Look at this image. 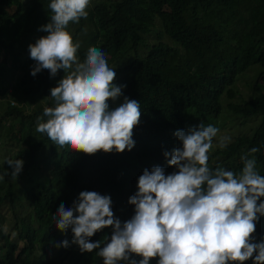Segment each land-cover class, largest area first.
<instances>
[{"label": "trees", "instance_id": "16d2710c", "mask_svg": "<svg viewBox=\"0 0 264 264\" xmlns=\"http://www.w3.org/2000/svg\"><path fill=\"white\" fill-rule=\"evenodd\" d=\"M50 2L0 0V215L11 227H0V264H103L98 249L81 252L71 229H57L52 216L61 203L70 208L80 192L95 191L110 196L121 223L129 220L135 206L128 201L143 171H177L164 155L180 147L177 130L229 121L232 135L223 140L226 147L213 142L210 168L238 173L241 156L256 147L264 176V0H90L87 17L66 29L80 44L77 56L83 62L89 47L102 50L116 72L113 83L126 85L109 107L125 96L141 107L131 150L92 155L61 148L36 131L37 117L54 106L50 89L65 75L63 69L31 75L28 46L46 35L39 29L50 21ZM6 159L23 161L17 178ZM111 234L106 227L89 240L103 247ZM253 238L264 240V215Z\"/></svg>", "mask_w": 264, "mask_h": 264}, {"label": "clouds", "instance_id": "9594fccd", "mask_svg": "<svg viewBox=\"0 0 264 264\" xmlns=\"http://www.w3.org/2000/svg\"><path fill=\"white\" fill-rule=\"evenodd\" d=\"M90 0H51L50 21L39 29L46 35L30 44L35 61L31 75L47 69L64 77L50 89L54 106L37 117L36 131L61 148L87 155L98 151L123 152L134 146L133 129L139 124V101L122 96L126 85L113 83L116 72L105 53L89 47L81 62L80 44L66 30L70 22L86 18ZM219 129L202 122L177 130L180 147L165 152L169 166L177 171L165 175L162 167L145 169L138 178V191L129 198L134 215L127 221L114 216L110 196L82 191L72 207L61 203L52 219L57 229H71L72 243L81 252L96 251L103 264H264V240L254 242L256 222L264 215V176L257 170L253 147L242 155L237 173L223 167L210 168L209 152ZM227 138H225L226 140ZM226 147L225 141L218 143ZM11 176L17 178L23 161L6 159ZM7 172V171H6ZM4 175H0V180ZM258 201H260L258 203ZM112 228L110 241L90 242L96 232ZM67 240L62 246L67 247ZM138 256L140 259H131Z\"/></svg>", "mask_w": 264, "mask_h": 264}, {"label": "rangeland", "instance_id": "374dc122", "mask_svg": "<svg viewBox=\"0 0 264 264\" xmlns=\"http://www.w3.org/2000/svg\"><path fill=\"white\" fill-rule=\"evenodd\" d=\"M69 33H71V30H67ZM85 31V30H84ZM251 67H257L256 65H253V66H251ZM252 73V69H250V70H247V72L244 74V76H250V74ZM238 86H240L239 87V89L240 88H242L243 90H244V87H243V83L242 82H239V84H238ZM33 102H30V106H31V104H32ZM230 124V122L228 121L226 124H224V125H221V126H216V128L217 129H219V131H218V134L217 135H220V137H218V139H215V140H213V142L214 143H219L220 141H223V140H225V138H229L232 134V132L230 133L229 131H228V129L230 130V126H228ZM225 135H226V137H225ZM226 139V140H227ZM2 140V139H1ZM4 149H2V147H0V155L2 154V153H4ZM0 161H1V159H0ZM9 222H8V218L6 217V216H2V215H0V227L2 228V229H4V230H8L9 232L11 231V227L9 226V224H8Z\"/></svg>", "mask_w": 264, "mask_h": 264}]
</instances>
